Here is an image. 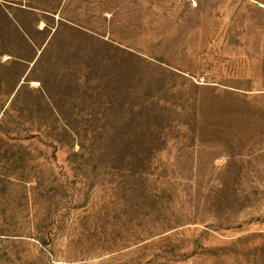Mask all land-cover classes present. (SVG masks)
Returning a JSON list of instances; mask_svg holds the SVG:
<instances>
[{"label": "rangeland", "instance_id": "374dc122", "mask_svg": "<svg viewBox=\"0 0 264 264\" xmlns=\"http://www.w3.org/2000/svg\"><path fill=\"white\" fill-rule=\"evenodd\" d=\"M0 264H264V0H0Z\"/></svg>", "mask_w": 264, "mask_h": 264}, {"label": "crops", "instance_id": "0c3cea01", "mask_svg": "<svg viewBox=\"0 0 264 264\" xmlns=\"http://www.w3.org/2000/svg\"><path fill=\"white\" fill-rule=\"evenodd\" d=\"M14 19V18H13ZM13 21H15V23H17V25H18V22H17V20H13ZM43 48H44V46H43ZM41 51H42V49H41ZM39 53H40V51H39ZM5 55H9V54H5ZM37 57H38V55L36 54V56H35V58H33V60H30V64H34V61L37 59ZM27 75V74H26ZM24 82L25 81H22V82H20L19 83V85H18V83H17V85L15 86V91H17L23 84H24Z\"/></svg>", "mask_w": 264, "mask_h": 264}, {"label": "bare ground", "instance_id": "6f19581e", "mask_svg": "<svg viewBox=\"0 0 264 264\" xmlns=\"http://www.w3.org/2000/svg\"><path fill=\"white\" fill-rule=\"evenodd\" d=\"M57 17H58V16H57ZM46 26H47V25H46L45 22H40L39 28H40V30H41V29H45ZM41 53H42V51H41ZM10 57H11V56L6 55V56H5V61H6L7 59H9ZM33 84H35V86H36L38 83H33Z\"/></svg>", "mask_w": 264, "mask_h": 264}, {"label": "water", "instance_id": "95a60500", "mask_svg": "<svg viewBox=\"0 0 264 264\" xmlns=\"http://www.w3.org/2000/svg\"><path fill=\"white\" fill-rule=\"evenodd\" d=\"M9 4H11V2H8Z\"/></svg>", "mask_w": 264, "mask_h": 264}]
</instances>
